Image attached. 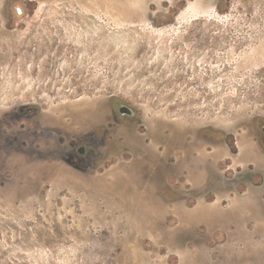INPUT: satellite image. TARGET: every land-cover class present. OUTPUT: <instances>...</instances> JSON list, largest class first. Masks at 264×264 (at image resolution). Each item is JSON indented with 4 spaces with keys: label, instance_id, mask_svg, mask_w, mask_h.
I'll return each instance as SVG.
<instances>
[{
    "label": "rangeland",
    "instance_id": "obj_1",
    "mask_svg": "<svg viewBox=\"0 0 264 264\" xmlns=\"http://www.w3.org/2000/svg\"><path fill=\"white\" fill-rule=\"evenodd\" d=\"M0 264H264V0H0Z\"/></svg>",
    "mask_w": 264,
    "mask_h": 264
},
{
    "label": "water",
    "instance_id": "obj_2",
    "mask_svg": "<svg viewBox=\"0 0 264 264\" xmlns=\"http://www.w3.org/2000/svg\"><path fill=\"white\" fill-rule=\"evenodd\" d=\"M120 112L122 114H129L131 116H134V114H135L134 110L125 104L120 107ZM81 152H84V148L81 149Z\"/></svg>",
    "mask_w": 264,
    "mask_h": 264
},
{
    "label": "trees",
    "instance_id": "obj_3",
    "mask_svg": "<svg viewBox=\"0 0 264 264\" xmlns=\"http://www.w3.org/2000/svg\"><path fill=\"white\" fill-rule=\"evenodd\" d=\"M219 7V6H218ZM234 153H236V150L233 151Z\"/></svg>",
    "mask_w": 264,
    "mask_h": 264
}]
</instances>
